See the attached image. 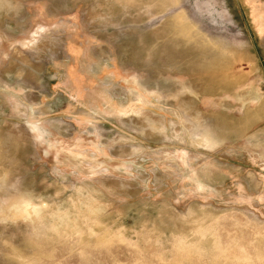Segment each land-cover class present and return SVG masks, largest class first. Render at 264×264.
<instances>
[{"label": "rangeland", "instance_id": "rangeland-1", "mask_svg": "<svg viewBox=\"0 0 264 264\" xmlns=\"http://www.w3.org/2000/svg\"><path fill=\"white\" fill-rule=\"evenodd\" d=\"M0 264H264V0H0Z\"/></svg>", "mask_w": 264, "mask_h": 264}]
</instances>
